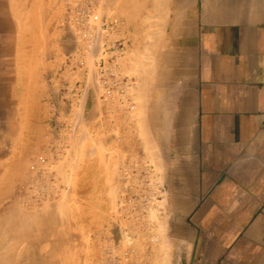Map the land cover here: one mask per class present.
Listing matches in <instances>:
<instances>
[{"label": "rangeland", "instance_id": "374dc122", "mask_svg": "<svg viewBox=\"0 0 264 264\" xmlns=\"http://www.w3.org/2000/svg\"><path fill=\"white\" fill-rule=\"evenodd\" d=\"M170 1L0 0V264H182Z\"/></svg>", "mask_w": 264, "mask_h": 264}, {"label": "crops", "instance_id": "0c3cea01", "mask_svg": "<svg viewBox=\"0 0 264 264\" xmlns=\"http://www.w3.org/2000/svg\"><path fill=\"white\" fill-rule=\"evenodd\" d=\"M169 9L174 112L160 138L182 264H264V0Z\"/></svg>", "mask_w": 264, "mask_h": 264}, {"label": "built area", "instance_id": "2783aa9c", "mask_svg": "<svg viewBox=\"0 0 264 264\" xmlns=\"http://www.w3.org/2000/svg\"><path fill=\"white\" fill-rule=\"evenodd\" d=\"M87 19H88V21H90V20H95V21H99L100 19H99V16L98 15H93V14H87ZM117 22V21H116ZM102 24H104V25H108V23H107V20L106 21H102ZM101 71H102V69H101ZM102 83H104V84H107L105 81H103L102 80ZM127 84V83H126ZM127 87V86H126ZM108 93H110V91H108ZM41 162H44V158L43 157H40V159H39Z\"/></svg>", "mask_w": 264, "mask_h": 264}, {"label": "bare ground", "instance_id": "6f19581e", "mask_svg": "<svg viewBox=\"0 0 264 264\" xmlns=\"http://www.w3.org/2000/svg\"><path fill=\"white\" fill-rule=\"evenodd\" d=\"M177 18V17H176ZM177 21V20H176ZM154 31V30H153ZM156 31V30H155ZM151 50V49H150ZM143 67V66H142ZM146 69V68H145ZM144 69V70H145ZM148 69V68H147ZM150 69V68H149ZM149 72V71H148ZM146 75V74H145ZM144 81V80H143ZM150 82V81H149ZM128 90V89H127ZM145 91H146V88H145ZM117 93V92H116ZM154 93V92H153ZM147 94V93H146ZM152 96V95H151ZM156 106V105H155ZM154 106V107H155ZM37 210V209H36ZM26 213V212H25ZM26 218V217H25ZM46 220V219H45ZM30 221V220H29ZM21 222V221H20ZM28 222V221H27ZM26 223V222H25ZM24 224V223H23ZM36 226V225H35ZM41 226H42V224H41ZM1 228V227H0ZM37 229V228H36ZM41 230V229H40ZM37 234V233H36ZM0 235H1V233H0ZM40 235V234H39ZM35 236V235H34ZM29 237V236H28ZM32 237V236H31ZM30 240V239H29ZM47 242V241H46ZM50 246V245H49ZM2 247V246H1ZM0 247V248H1ZM37 247V246H36ZM3 249V248H2ZM8 250V249H7ZM43 252H44V250H43ZM3 253V252H2ZM45 253H47V252H45ZM48 254V253H47ZM50 256V255H49ZM1 261V260H0ZM2 264H3V262H1Z\"/></svg>", "mask_w": 264, "mask_h": 264}]
</instances>
